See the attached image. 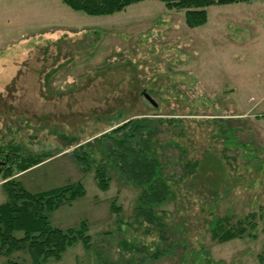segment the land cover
<instances>
[{"label": "rangeland", "instance_id": "374dc122", "mask_svg": "<svg viewBox=\"0 0 264 264\" xmlns=\"http://www.w3.org/2000/svg\"><path fill=\"white\" fill-rule=\"evenodd\" d=\"M258 86L264 0L210 6L206 23L195 28L186 26L184 11L159 0L103 16L61 0H0V161L15 147L27 160L52 155L21 174L12 164L14 179L30 192L77 181L85 189L50 220L61 228L84 220L91 247L78 241L49 263L264 264ZM131 118L161 120L153 123V151L170 187L155 208L163 237L135 220L140 189L111 164L107 190L96 184L95 168L106 159L97 140ZM84 150L93 157L77 160ZM3 168L0 204L7 199ZM248 214L251 235L225 242L212 236L213 218L229 216L230 226ZM10 260L29 264L25 251ZM0 264L8 262L0 257Z\"/></svg>", "mask_w": 264, "mask_h": 264}, {"label": "trees", "instance_id": "16d2710c", "mask_svg": "<svg viewBox=\"0 0 264 264\" xmlns=\"http://www.w3.org/2000/svg\"><path fill=\"white\" fill-rule=\"evenodd\" d=\"M61 1L73 10L87 15L103 16L121 12L142 0ZM159 1L169 10L184 11L186 26L195 28L206 23L208 7L245 3L249 0ZM155 122L160 123L161 120L131 118L121 121L109 132L101 134L97 143L100 150L105 152L106 159L97 164L94 176L97 186L107 190L109 175L106 165L111 164L121 180L131 182L138 187L140 192L133 216L138 223L144 221L148 226H154L163 237V226L155 208L166 201L170 187L163 177L160 159L153 151ZM0 153H2L1 149ZM75 156L77 160L85 161L87 157H93V154L84 150L82 156L77 153ZM15 157H19V163L13 159ZM50 157L53 156L27 160L19 155L15 147L4 154L2 158L4 161H0V165H4L2 185L7 195L6 201L0 204V257L5 258L8 264H21L10 260L12 254L19 251L27 253L29 264H51L49 260H59L67 247L78 241H81L87 250L91 247V239L87 234V224L84 220L80 221L77 227L67 228L55 226L50 220V214L61 205L70 204L75 198L85 194L81 182H69L45 191L30 192L20 181L14 179L12 164L18 166L16 174H21ZM110 206L114 211L118 209L113 203ZM229 221V216L213 218L210 226L212 236L225 242L252 234L246 231L245 222L253 229V214L237 220L234 225L229 226ZM17 232H21L20 236L16 234ZM128 245L126 241H122L120 246L130 249ZM158 253L156 252L155 255Z\"/></svg>", "mask_w": 264, "mask_h": 264}, {"label": "crops", "instance_id": "0c3cea01", "mask_svg": "<svg viewBox=\"0 0 264 264\" xmlns=\"http://www.w3.org/2000/svg\"><path fill=\"white\" fill-rule=\"evenodd\" d=\"M258 87H260V86H258ZM254 93L258 95V101L257 102L261 103L262 100H264V86L260 87V89H256V91H254ZM250 99L255 100V97L250 96L248 101H250Z\"/></svg>", "mask_w": 264, "mask_h": 264}, {"label": "water", "instance_id": "95a60500", "mask_svg": "<svg viewBox=\"0 0 264 264\" xmlns=\"http://www.w3.org/2000/svg\"><path fill=\"white\" fill-rule=\"evenodd\" d=\"M144 97L154 106H156V103L154 102V100L147 94L144 93Z\"/></svg>", "mask_w": 264, "mask_h": 264}]
</instances>
